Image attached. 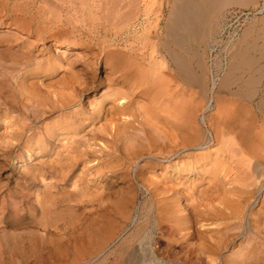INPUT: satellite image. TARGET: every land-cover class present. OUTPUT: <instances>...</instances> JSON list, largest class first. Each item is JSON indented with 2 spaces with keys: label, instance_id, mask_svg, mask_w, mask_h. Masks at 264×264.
<instances>
[{
  "label": "rangeland",
  "instance_id": "obj_1",
  "mask_svg": "<svg viewBox=\"0 0 264 264\" xmlns=\"http://www.w3.org/2000/svg\"><path fill=\"white\" fill-rule=\"evenodd\" d=\"M114 1L0 0V264H264V172L239 159L264 158V0ZM114 57L169 84L159 101L192 130L156 111L149 75L143 94L118 83Z\"/></svg>",
  "mask_w": 264,
  "mask_h": 264
},
{
  "label": "bare ground",
  "instance_id": "obj_2",
  "mask_svg": "<svg viewBox=\"0 0 264 264\" xmlns=\"http://www.w3.org/2000/svg\"><path fill=\"white\" fill-rule=\"evenodd\" d=\"M116 1V0H115ZM114 1V2H115ZM188 1V0H187ZM192 2V1H191ZM190 2V3H191ZM258 2V1H257ZM182 3V2H181ZM189 6V5H188ZM192 6H193V4H192ZM191 6V7H192ZM179 7V6H178ZM187 7V6H186ZM179 9V8H178ZM182 10H180L179 11V14H180V16L179 17H184L185 15V13H187V10H183V11H186L185 13L184 12H181ZM181 12V13H180ZM191 12V11H190ZM177 13V12H176ZM183 13V14H182ZM181 14L183 15V16H181ZM190 15V14H189ZM193 16V15H192ZM186 17V16H185ZM194 17V16H193ZM185 18H182V20H184ZM189 18L187 17L186 18V23H188L187 22V20H188ZM180 20V19H179ZM192 20V19H191ZM176 21H178L177 19H176ZM185 21V20H184ZM179 22V21H178ZM183 25V27H187V26H189V24L188 25H186V26H184V22L183 23H181V22H179L178 23V26H182ZM191 26V25H190ZM179 28H181V27H179ZM189 28V27H188ZM174 30V29H173ZM29 33V32H28ZM10 35V34H9ZM8 35V36H9ZM167 35H168V33H167ZM171 37V36H170ZM165 39V38H164ZM166 42H168V41H166ZM60 42H56L55 43V45H56V47H59L60 46ZM165 44V43H164ZM167 46H165L164 48H166ZM76 48V47H75ZM169 47H167V51L168 50H170L171 49V52L173 51L172 50V48H169ZM166 51V52H167ZM170 52V51H169ZM172 54V53H171ZM174 55H172V59L174 60V58H173V56H177L176 57V59H177V62H178V64L176 65V63H175V71H176V76L178 77L177 79H179V80H181V81H183V80H186V78L184 77V75H183V73L184 72H186L187 71V65L188 64H186L185 62H184V58L182 57V55H176L175 53H173ZM164 57V56H163ZM162 58V57H161ZM186 58V57H185ZM110 59V58H109ZM114 59H115V61H114V69H113V74H116V72H119V70L118 69H116L115 67L119 64V60H118V58L117 57H114ZM162 59H164V58H162ZM172 64V63H171ZM138 65L139 64H136V65H134V64H129V65H127V69H124V70H122L121 72H119L120 74V80L118 81V83H121V84H123V83H125V84H128L129 86H132V88H135V90H137L138 91V95L139 94H143V93H141V90H140V86H143L144 85V80H147L148 79V75L149 74H147L146 72H144L143 70H141V68H139L138 67ZM148 65V64H147ZM168 66H170V65H168ZM177 66V67H176ZM169 68V67H168ZM169 69H171V67L169 68ZM189 70V69H188ZM171 71V70H170ZM150 76V75H149ZM104 77V76H103ZM114 79H116V77H114ZM148 80H150L149 81V87L147 88V90L149 91L150 90V93L152 94L151 96V101H152V103L155 105V109H156V111H159V109H160V107L161 106H163V104L161 105V103H160V101L159 100H164L165 99V97H166V94H165V89L167 88V86L169 85H166L165 87H162V86H160L158 83H157V79H153V77L152 76H150V79H148ZM178 80V81H179ZM89 82V81H88ZM87 84V83H86ZM120 84V85H121ZM156 84H158L157 86H156ZM172 85V84H171ZM122 86V85H121ZM134 86V87H133ZM169 88H170V86H168ZM165 88V89H164ZM92 89V88H91ZM80 90V89H79ZM82 90V89H81ZM118 91V90H117ZM183 93V92H182ZM117 94V93H116ZM119 94V93H118ZM127 94V93H126ZM133 95V94H132ZM200 95V94H199ZM186 96V95H185ZM201 96V95H200ZM203 96V95H202ZM116 97V96H115ZM181 98V97H180ZM202 98V97H201ZM188 99V98H187ZM6 100V99H5ZM171 104H165L164 106H163V108H162V111L164 110V112L167 114V117L168 118H171V119H173L174 121H171V119H170V123H171V125L173 124V126H176L178 129H181V130H183V131H188L189 129H190V125H191V117L190 116H192L193 115V113H191V111H190V107H187L185 104L183 105V104H176V103H172V100L169 98V100H168ZM121 104H123V106H121L120 107V109L121 110H119V112L120 113H124V111H130L131 112V107L130 106H125L124 105V103H125V99H123V98H121L120 99V101H119ZM233 102V101H232ZM259 102V101H258ZM131 103V102H130ZM187 104V103H186ZM129 105V104H128ZM154 105H153V107H154ZM138 110H140L142 107H141V105H139L138 107H136ZM154 109V108H153ZM158 109V110H157ZM204 111V110H203ZM153 112V111H152ZM263 113V112H262ZM192 114V115H191ZM202 114V113H201ZM152 115V114H151ZM125 116V115H124ZM155 116H157L156 114H155ZM202 117V116H201ZM205 117V116H204ZM192 118H193V116H192ZM203 118V117H202ZM148 119V118H147ZM196 120V119H195ZM205 119H202L199 123L200 124H206V121H204ZM207 120V119H206ZM209 121V120H208ZM194 123H196L195 121H193ZM199 124V125H200ZM235 124V123H234ZM243 124V123H242ZM245 124V123H244ZM240 124H236V125H234L233 126V128L234 129H237V128H241L240 126H239ZM247 125H249V124H247ZM193 126H196V125H193ZM203 126V125H202ZM205 126V125H204ZM209 126H210V123H209ZM208 126V127H209ZM212 126H213V124H212ZM244 126V125H243ZM196 128V127H195ZM205 128V127H204ZM216 128V127H215ZM247 128V127H246ZM249 128V127H248ZM251 128V127H250ZM113 129V128H112ZM199 130H200V128H198ZM211 130H212V128H210ZM209 129V130H210ZM190 130H192V129H190ZM189 130V131H190ZM208 130V131H209ZM239 130H241V129H239ZM194 131V130H193ZM196 131V130H195ZM204 131V130H203ZM213 131V130H212ZM200 132H201V130H200ZM200 132L197 130L196 131V133H195V141L197 142L196 144H194L195 146L194 147H192V148H195V149H199V150H203L204 148H207V147H205L206 145H204L205 144V140H203V138H204V136H203V138H202V136L200 135ZM205 132H207V131H205ZM211 132V131H210ZM244 131H242V134H244L243 133ZM250 132V131H249ZM263 132V131H262ZM261 132V133H262ZM191 133V132H190ZM204 133V132H203ZM251 133V132H250ZM260 133V132H259ZM207 134V133H206ZM205 134V135H206ZM213 134H214V132H213ZM212 134V136H209V137H211L209 140L210 141H208V142H210V145L211 144H214V142H215V139L216 138H214V135ZM241 134V133H240ZM185 135V134H184ZM203 135V134H202ZM209 135V134H208ZM252 135V134H251ZM224 136H225V133H224ZM240 136H242V135H240ZM243 136H245V135H243ZM242 136V137H243ZM252 136H248V137H244V139H243V146H246L245 144H249L250 145V143L252 142V138H251ZM206 138V137H205ZM208 138V137H207ZM224 138V137H223ZM150 139V138H149ZM254 140H255V138H253ZM207 140V139H206ZM212 140V141H211ZM261 140V139H260ZM224 141V140H223ZM254 142V141H253ZM102 143V142H101ZM207 143V142H206ZM226 143V142H225ZM263 143V142H262ZM225 145V144H224ZM251 145H252V143H251ZM254 146V145H253ZM172 147H174V146H172ZM188 147V146H187ZM82 148V147H81ZM209 149L210 148H212V147H208ZM166 149V148H165ZM164 149V150H165ZM226 149V148H225ZM247 149L248 148H246V154H247ZM83 150V149H82ZM233 150H234V148H233ZM251 150V149H250ZM211 151H212V154H211V157H212V159H211V164L213 165V166H217L218 164H220V162L222 163V161H223V159H222V156H221V154H223V153H225V152H223V150L222 149H220V147L219 146H217V147H213L212 149H211ZM227 151V150H226ZM230 151V150H229ZM235 151V150H234ZM248 151H249V149H248ZM167 152V151H166ZM223 152V153H222ZM232 152V151H231ZM251 153L253 152V151H250ZM84 153V152H83ZM125 153V152H124ZM255 153V152H254ZM233 154V153H232ZM236 154V153H235ZM245 153H242L241 154V156H240V160H241V163H243L246 167L245 168H249V167H251L252 165V167H255L254 169L256 170V168H258L259 167V169H260V171L259 172H264V160H262V159H264V158H262V157H260L261 159H257L256 158V160H254L253 161V159L252 158H254V157H252V156H250L249 157V155L247 156ZM259 154H261V153H259ZM263 155H264V153H262ZM74 155V154H73ZM234 155V154H233ZM29 156H30V153H29ZM75 156V155H74ZM264 157V156H263ZM75 158H77V157H75ZM227 158V157H226ZM255 159V158H254ZM76 160H78V159H76ZM262 160V161H261ZM233 161V160H232ZM177 163H178V161H176ZM227 162V161H226ZM225 162V163H226ZM224 163V162H223ZM238 164H240V163H238ZM223 165V164H222ZM243 166V165H242ZM4 167V166H3ZM244 168V169H245ZM223 169V168H222ZM252 169V168H251ZM178 169H177V167L175 168V171L176 172H179V171H177ZM106 171V170H105ZM214 174V173H213ZM234 177V176H233ZM119 187V186H118ZM109 188V187H108ZM175 188V187H174ZM119 191V190H118ZM67 192V191H66ZM121 193H122V191H121ZM150 193H152V192H150ZM119 194V193H118ZM110 195V194H109ZM116 195H117V193H116ZM156 195H157V193H156ZM48 196H50V195H48ZM151 196H153V195H151ZM88 197V196H87ZM153 198V197H152ZM155 198V197H154ZM45 199V198H44ZM46 199H47V197H46ZM157 199V198H156ZM47 200H49V199H47ZM34 201V200H33ZM43 201H44V203H45V200H43L42 199V203H43ZM242 201V200H241ZM106 202V201H105ZM154 202V201H153ZM157 202H159V201H157ZM43 203V204H44ZM49 203V202H48ZM73 203H74V201H73ZM202 203V202H201ZM200 203V204H201ZM45 204H47V202L45 203ZM54 204V203H53ZM136 205V204H135ZM157 205V204H156ZM44 206H46V205H44ZM53 206H55V205H53ZM101 206V205H100ZM155 206V205H154ZM151 207V206H150ZM149 207V208H150ZM157 207H158V205H157ZM156 207V208H157ZM178 207V206H177ZM180 207V206H179ZM155 208V209H156ZM161 208V207H160ZM181 208V207H180ZM154 209V210H155ZM153 210V209H152ZM157 211V210H156ZM93 212V211H92ZM155 212V211H154ZM161 212V211H160ZM146 213H148L147 211H146ZM151 213H152V211H151ZM157 214V213H156ZM145 215V214H144ZM149 214H147V216H148ZM151 215V214H150ZM197 215V214H196ZM146 216V217H147ZM88 217V216H87ZM127 217V216H126ZM130 217V216H129ZM137 217H138V215H137ZM160 217V216H159ZM140 218V217H139ZM162 218V217H161ZM27 219V218H26ZM125 220V219H124ZM123 220V221H124ZM141 220V219H140ZM154 220V219H153ZM156 220V219H155ZM157 220H160V219H157ZM60 221V220H59ZM107 221H108V219H107ZM137 221H139V220H137ZM141 222V221H140ZM142 222H143V220H142ZM153 222V221H152ZM175 222V221H174ZM178 222V221H177ZM134 223V222H133ZM158 223V222H157ZM163 223V222H162ZM67 224V223H66ZM86 224V223H85ZM140 224V223H139ZM141 224H143V223H141ZM159 224V223H158ZM181 224H183V223H181ZM43 225V224H42ZM82 225H83V223H82ZM81 225V226H82ZM157 225V224H156ZM72 226V225H71ZM152 226V225H151ZM159 226V225H158ZM79 227V226H78ZM91 227V226H90ZM101 227V226H100ZM139 227V226H138ZM144 227V226H143ZM153 227V226H152ZM58 228V227H57ZM73 228V227H72ZM71 227H70V229H72ZM149 228V227H148ZM183 228V227H182ZM48 229V228H47ZM99 229V228H98ZM102 229V228H101ZM95 230H97V228H95ZM149 230V229H148ZM142 231H145V229L143 230L142 229ZM150 231V230H149ZM92 232V231H91ZM108 232V231H107ZM155 232V231H154ZM153 232V233H154ZM149 233V232H148ZM159 233V232H158ZM184 233V232H183ZM87 234V233H86ZM130 234H132V233H130ZM135 234H136V232H135ZM147 234V233H146ZM185 234V233H184ZM108 235H109V232H108ZM142 235H144V234H142ZM149 235V234H148ZM137 236H139V235H137ZM152 236H153V234H152ZM155 236V235H154ZM88 237V236H87ZM131 237V236H130ZM132 237H134V236H132ZM151 237V236H150ZM184 237V236H183ZM129 238V237H128ZM135 238V237H134ZM141 238V237H140ZM144 238V236L142 237V239ZM153 238V237H152ZM151 238V239H152ZM214 239V238H213ZM147 240V239H146ZM227 240H229V238L227 239ZM105 241V240H104ZM137 241V240H136ZM142 241V240H141ZM143 241H144V239H143ZM142 241V242H143ZM113 242V241H112ZM134 242V241H133ZM140 242V241H139ZM139 242H138V244H139ZM122 243V242H121ZM120 243V244H121ZM224 243V242H223ZM119 244V243H118ZM128 244H131V243H128ZM127 244V245H128ZM136 244V243H135ZM219 244V243H218ZM126 245V244H125ZM132 245H134L133 243H132ZM131 245V246H132ZM140 245V244H139ZM121 246V245H120ZM124 246V245H123ZM138 246V245H137ZM215 247H216V245H215ZM134 248V247H133ZM137 254V253H136ZM148 254V253H147ZM132 255H134V254H132ZM144 255V254H143ZM136 256V255H135ZM140 256V255H139ZM134 258V257H133ZM132 258V259H133ZM137 258V257H136ZM135 259V258H134ZM198 259V258H197ZM138 260V259H137ZM137 260H135L134 261V263H133V261H132V263L133 264H140V261L141 260H139V263H138V261ZM145 260V259H144ZM131 263V264H132ZM129 264V263H128ZM143 264V263H142Z\"/></svg>",
  "mask_w": 264,
  "mask_h": 264
},
{
  "label": "built area",
  "instance_id": "obj_3",
  "mask_svg": "<svg viewBox=\"0 0 264 264\" xmlns=\"http://www.w3.org/2000/svg\"><path fill=\"white\" fill-rule=\"evenodd\" d=\"M260 7L258 8H244V9H231L226 12L223 18L222 23V35L235 38L243 25L250 19L252 16L259 14Z\"/></svg>",
  "mask_w": 264,
  "mask_h": 264
}]
</instances>
